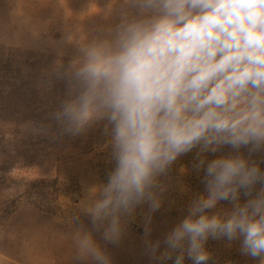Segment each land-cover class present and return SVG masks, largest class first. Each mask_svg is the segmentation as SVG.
<instances>
[{
	"label": "clouds",
	"instance_id": "clouds-1",
	"mask_svg": "<svg viewBox=\"0 0 264 264\" xmlns=\"http://www.w3.org/2000/svg\"><path fill=\"white\" fill-rule=\"evenodd\" d=\"M117 8L118 20L95 35H68L78 55L52 72L67 85L52 119L70 135L105 122L114 161L82 207L92 229L75 230L76 257L112 264L93 232L118 244L126 218L145 203L147 236L160 178L195 149L206 194L166 234L159 259L207 264L208 239L226 238L264 264V171L251 159L264 150V0H116L105 18ZM225 147L232 151L207 159ZM221 201L231 208L213 211ZM160 244L146 240L153 258Z\"/></svg>",
	"mask_w": 264,
	"mask_h": 264
},
{
	"label": "rangeland",
	"instance_id": "rangeland-1",
	"mask_svg": "<svg viewBox=\"0 0 264 264\" xmlns=\"http://www.w3.org/2000/svg\"><path fill=\"white\" fill-rule=\"evenodd\" d=\"M115 2L0 0V264H90L76 257L73 237L80 227L92 229L82 207L89 190L106 183L114 167L110 136L103 121L79 135L62 131L51 113L65 98L67 85L52 72L78 55L68 35L72 42L83 40L118 20L119 8L104 16ZM20 76L30 77L17 84ZM195 155L194 149L180 156L160 178L162 203L151 213L147 236V203L126 218L118 244L105 243L101 232H93L112 264H174L175 254L159 259L164 238L187 216L192 200L206 194ZM205 155L208 160L218 156ZM247 198L241 194V202ZM230 208V202L221 201L213 211ZM146 240L161 241L156 258ZM205 247L207 264H259V258L242 254L240 239L209 238ZM185 264H192L187 256Z\"/></svg>",
	"mask_w": 264,
	"mask_h": 264
},
{
	"label": "trees",
	"instance_id": "trees-1",
	"mask_svg": "<svg viewBox=\"0 0 264 264\" xmlns=\"http://www.w3.org/2000/svg\"><path fill=\"white\" fill-rule=\"evenodd\" d=\"M27 77L29 78L30 76H25V77L20 76L17 79L15 78L14 80L18 84V82H20V81L23 80V78L26 79ZM21 90H23V88ZM231 151L232 150L230 148L225 147V148H222L221 151L218 152L217 154L219 156V155H222V154H228ZM241 151L243 152V154L244 153L245 154H248L247 149H241ZM251 159H253L254 161H256L260 165L261 170L264 171V150H262L260 152H256V154L253 153ZM257 187H259V185Z\"/></svg>",
	"mask_w": 264,
	"mask_h": 264
}]
</instances>
